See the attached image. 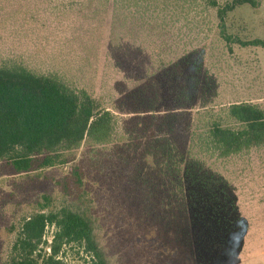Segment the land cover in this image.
I'll return each instance as SVG.
<instances>
[{"label":"trees","instance_id":"trees-1","mask_svg":"<svg viewBox=\"0 0 264 264\" xmlns=\"http://www.w3.org/2000/svg\"><path fill=\"white\" fill-rule=\"evenodd\" d=\"M78 1L95 14L111 9L102 74L115 83L96 94L103 37L97 46L83 41L75 80L61 68L0 61V162L18 175L65 167L60 192L44 194L21 220L0 264H69V245L84 248L92 264H132L124 262L134 257L127 239L102 214L117 219L125 208L150 221L153 232L188 213L198 188L215 190L221 164L264 147L263 102L220 96L233 45L264 48V38L231 32L228 14L261 0H202L215 27L192 12L197 0Z\"/></svg>","mask_w":264,"mask_h":264},{"label":"rangeland","instance_id":"rangeland-1","mask_svg":"<svg viewBox=\"0 0 264 264\" xmlns=\"http://www.w3.org/2000/svg\"><path fill=\"white\" fill-rule=\"evenodd\" d=\"M88 4L78 0H0V61L10 57L39 70L61 68L70 75L72 65L80 62L83 41L97 46L103 37L94 84L97 95L105 93L115 83L102 74L110 47L111 9L95 14ZM191 9L215 27L214 11L205 9L202 0ZM227 22L230 31L243 39L264 38V0L257 7L238 6L228 14ZM212 45L217 54V44ZM233 47L235 53L224 59V77L229 84L220 96L264 104V48L238 43ZM85 78H91L89 70ZM64 171L65 167L59 166L18 175L0 162V263L21 220L40 208L44 194L60 192L58 180ZM216 173L220 176L212 183L215 190L206 185L198 188L188 213L171 217L165 225L164 220L159 222L155 235L149 229L150 221L125 208L116 211L117 219L112 212L102 214L103 222L118 237L127 239V255L134 252L135 258L124 262L137 264L134 261L151 259L155 264H264V147L221 164ZM53 231V226L47 227L48 240ZM63 257L69 264H92L91 255L77 245L64 247Z\"/></svg>","mask_w":264,"mask_h":264}]
</instances>
